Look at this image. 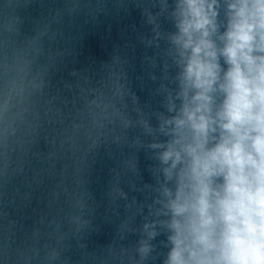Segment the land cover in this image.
Wrapping results in <instances>:
<instances>
[{
	"label": "clouds",
	"instance_id": "clouds-1",
	"mask_svg": "<svg viewBox=\"0 0 264 264\" xmlns=\"http://www.w3.org/2000/svg\"><path fill=\"white\" fill-rule=\"evenodd\" d=\"M0 264H264V0H0Z\"/></svg>",
	"mask_w": 264,
	"mask_h": 264
}]
</instances>
